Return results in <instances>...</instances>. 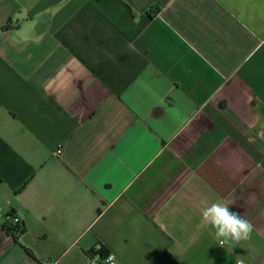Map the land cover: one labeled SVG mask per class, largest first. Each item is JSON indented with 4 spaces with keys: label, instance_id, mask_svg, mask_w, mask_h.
Returning <instances> with one entry per match:
<instances>
[{
    "label": "crops",
    "instance_id": "crops-1",
    "mask_svg": "<svg viewBox=\"0 0 264 264\" xmlns=\"http://www.w3.org/2000/svg\"><path fill=\"white\" fill-rule=\"evenodd\" d=\"M213 202L251 239L221 247ZM99 243L264 264V0H0V264H91Z\"/></svg>",
    "mask_w": 264,
    "mask_h": 264
},
{
    "label": "clouds",
    "instance_id": "clouds-1",
    "mask_svg": "<svg viewBox=\"0 0 264 264\" xmlns=\"http://www.w3.org/2000/svg\"><path fill=\"white\" fill-rule=\"evenodd\" d=\"M199 211L201 223L214 230V235L221 247L229 245L233 248L242 241L251 239L254 225L245 216L231 211L228 204L205 203ZM111 259L109 257L110 261Z\"/></svg>",
    "mask_w": 264,
    "mask_h": 264
},
{
    "label": "trees",
    "instance_id": "trees-1",
    "mask_svg": "<svg viewBox=\"0 0 264 264\" xmlns=\"http://www.w3.org/2000/svg\"><path fill=\"white\" fill-rule=\"evenodd\" d=\"M7 27V26H6ZM7 231L10 235L13 237H16L17 232H25L26 228L25 226L19 222L18 224L14 225H6ZM99 248H94L90 252V258H91V264H109V256H110V251L109 249L103 244L99 243Z\"/></svg>",
    "mask_w": 264,
    "mask_h": 264
},
{
    "label": "built area",
    "instance_id": "built-area-1",
    "mask_svg": "<svg viewBox=\"0 0 264 264\" xmlns=\"http://www.w3.org/2000/svg\"><path fill=\"white\" fill-rule=\"evenodd\" d=\"M62 151H63L62 147L59 146L58 149L56 150V155H58V156L61 155ZM19 222H20V220L14 215H12V216L10 215L8 217V220H7L8 225H12V227L14 225L18 224ZM19 233H21V232L20 231L17 232V234H19ZM96 248H99V245H97ZM109 257H111L112 259H111V261L108 260V263L109 264H115L114 257L112 255H110ZM235 264H248V263L245 262L244 260H238Z\"/></svg>",
    "mask_w": 264,
    "mask_h": 264
}]
</instances>
